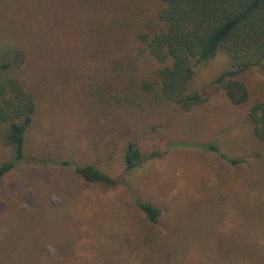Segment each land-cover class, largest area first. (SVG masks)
I'll list each match as a JSON object with an SVG mask.
<instances>
[{"label":"rangeland","instance_id":"rangeland-1","mask_svg":"<svg viewBox=\"0 0 264 264\" xmlns=\"http://www.w3.org/2000/svg\"><path fill=\"white\" fill-rule=\"evenodd\" d=\"M18 1L19 16L0 6V88L14 76L35 91L26 152L42 162L24 161L0 179V264H96L105 253L126 259L119 264H151L144 229L154 232L158 264H264V142L244 109L212 84L230 66L227 54L220 50L195 69L189 90L207 91L204 103L187 110L170 105L161 115L125 107L111 122L57 91L55 77L81 58L78 21L65 22L69 0ZM48 16L58 21L50 26ZM21 21L38 45L21 38ZM71 36L76 42L63 43ZM152 65L142 60L140 71ZM128 140L144 156H160L126 171L121 156ZM211 142L244 161L228 165L202 148ZM104 145H113L114 154L101 152ZM63 160L93 164L121 185L84 182ZM136 200L161 210L157 224L146 221ZM126 231L142 242L134 261L112 245Z\"/></svg>","mask_w":264,"mask_h":264},{"label":"trees","instance_id":"trees-1","mask_svg":"<svg viewBox=\"0 0 264 264\" xmlns=\"http://www.w3.org/2000/svg\"><path fill=\"white\" fill-rule=\"evenodd\" d=\"M0 6L13 8L15 16L21 14L18 0H0ZM63 10L70 14L65 17L66 23L72 26V19L78 21L81 58L55 77L57 91L70 95L85 111L90 108L98 118L112 122L116 120V112L125 107L161 115L170 105L187 110L202 104L208 98L207 91L189 90L195 69L222 50L230 66L212 84L224 92L231 104L244 109L253 135L264 142V0H69ZM48 17L50 26L58 21V17ZM18 29L21 38L38 45L26 37L22 21ZM69 40L76 42L71 36L63 43L69 45ZM142 60L153 64L150 72L140 71ZM253 71L261 74L259 79L247 78ZM35 97V91L27 90L14 76L1 85L0 179L24 161L42 162L26 152ZM109 146L99 149L103 152L108 148L114 154L113 145ZM202 148L214 152L230 166L244 161L241 157H229L217 142ZM159 156V152L144 156L140 147L128 140L121 157L125 170L130 171L143 160ZM61 164L72 166L75 174L91 185H121L120 180L93 164L79 165L68 160ZM134 202L147 222L158 223L161 213L158 207L150 202ZM115 229L114 224L110 226V230ZM112 231L107 235L110 239ZM129 231L120 232L118 243L112 245L127 250L134 261L142 242L129 235ZM142 232L143 244L151 253L149 261L158 264L154 232L146 229ZM115 256L105 253L94 260L96 264L126 261Z\"/></svg>","mask_w":264,"mask_h":264}]
</instances>
